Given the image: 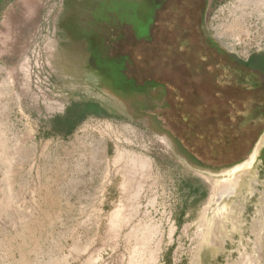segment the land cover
I'll use <instances>...</instances> for the list:
<instances>
[{
	"label": "rangeland",
	"instance_id": "374dc122",
	"mask_svg": "<svg viewBox=\"0 0 264 264\" xmlns=\"http://www.w3.org/2000/svg\"><path fill=\"white\" fill-rule=\"evenodd\" d=\"M173 5L0 0V264H264V132L244 120L259 92L217 83L232 59L264 85V0H200L202 21ZM87 103L102 115L52 132ZM176 115L241 135L230 158L250 168L201 166Z\"/></svg>",
	"mask_w": 264,
	"mask_h": 264
},
{
	"label": "crops",
	"instance_id": "0c3cea01",
	"mask_svg": "<svg viewBox=\"0 0 264 264\" xmlns=\"http://www.w3.org/2000/svg\"><path fill=\"white\" fill-rule=\"evenodd\" d=\"M220 83L222 85V87H228V84H231V86H233L234 88L237 87L239 91H241V87L243 88L244 86L242 85L243 82H217ZM162 84V83H161ZM258 86H259V93L257 94L256 100H260L264 103V85L262 82H257ZM230 88V87H228ZM245 89H248V91H251V88H247L244 87ZM252 92V91H251ZM252 96L255 95H251ZM173 102L178 103V98H176V100H172ZM161 102V100L159 101ZM181 102H183V100H181ZM161 109V107H160ZM250 110H253L250 109ZM255 112L260 114V117H256L253 118L251 116L247 117L250 120L247 121L248 119L245 117L244 120L246 121V124L248 127H250L249 130V136H254L256 138V136L258 134H262L264 132V127L263 130L261 129L260 131H258V126L261 124L264 126V111H262V108H258L255 110ZM158 120L162 123V117H157ZM203 118V116L199 117V119ZM260 118V120H258ZM243 119V117H242ZM256 120L257 122H255L254 120ZM193 118L189 119L188 117H183V116H171L170 117V128H169V135L171 137V140L173 142H175L176 144L180 145V148L188 151V152H200L202 154L201 157H204L207 161L212 162V163H206L204 161H200L199 164L203 167L206 168H217V169H224V168H228V167H233L230 171H229V175L234 176V174L238 171H240L241 169L247 168L249 169L250 166L252 165L253 161H254V155L250 156V158L248 160H246L244 162V160L246 159L245 157L243 158L241 155L239 157H235V158H230L232 157L233 152L235 151H247V150H251L250 148V142H246V139H242L241 135H237L236 133H234V140L235 141H228L226 135L227 133H223V134H217V138L216 139H211L210 137V133L207 132V129L204 128L208 127V124H204L203 122H200L199 125L197 126V129H203L202 133H198V131L193 130L194 129V125L192 123ZM205 126V127H204ZM225 128V127H224ZM200 131V130H199ZM228 136H232V135H228ZM264 148V143L261 146V149ZM212 150L215 153L212 154H203L202 152L204 151H209ZM243 162V163H242ZM214 163V164H213ZM250 163V165L248 166V164ZM217 166V167H215ZM231 179V178H230ZM229 180V179H228Z\"/></svg>",
	"mask_w": 264,
	"mask_h": 264
},
{
	"label": "trees",
	"instance_id": "16d2710c",
	"mask_svg": "<svg viewBox=\"0 0 264 264\" xmlns=\"http://www.w3.org/2000/svg\"><path fill=\"white\" fill-rule=\"evenodd\" d=\"M203 16H204V12H202L200 14L199 21H202ZM212 46H213V48L216 47L215 43L213 41H212ZM219 51H220L221 55L226 56V54L224 52H222L221 50H219ZM258 63H259L258 69H260V71H264V55L259 58ZM227 67L229 69V74H228V78H229L228 80L229 81L228 82H233V81L243 82L242 85L244 87L251 88L252 92H260L259 86L257 84V82H259L258 74L256 72L252 71V69L247 68L246 66L241 65V64L234 65V61L232 59L228 60V66ZM228 85H229L228 87H230V88H228L229 90H232V89L235 90L237 88V87L234 88L233 86H231V84H228ZM258 94H260V93H258ZM251 101H252L251 105L254 106L253 110H251V117L260 116V114L255 112V110L258 108H262V111H264V103L260 100H256V98L251 99ZM82 110H84L87 113H91V114L98 115V116H101L102 115L101 113H103V111L100 109V107L94 103H87V104H81V105L80 104H72L69 108H67L66 113L64 114L63 117L56 118L55 125L51 129L52 132L54 134H66L67 129L66 130L63 129L64 127H68L70 125V123L75 119L78 122L82 121V119L85 116L81 112ZM242 117L244 118L245 116L243 115ZM197 128L198 127L194 126L193 130L198 131L199 134L203 132L202 131L203 129L201 130V129H197ZM202 153L205 155V154H212L215 152L212 150H209V151H204Z\"/></svg>",
	"mask_w": 264,
	"mask_h": 264
},
{
	"label": "flooded vegetation",
	"instance_id": "af4514ba",
	"mask_svg": "<svg viewBox=\"0 0 264 264\" xmlns=\"http://www.w3.org/2000/svg\"><path fill=\"white\" fill-rule=\"evenodd\" d=\"M199 1L200 0H175V5H173L172 7L173 14L176 15L177 17L178 15H180V17H184L186 12L189 13L191 17H193L194 19L196 18V20H198L200 17L199 13L197 12Z\"/></svg>",
	"mask_w": 264,
	"mask_h": 264
}]
</instances>
